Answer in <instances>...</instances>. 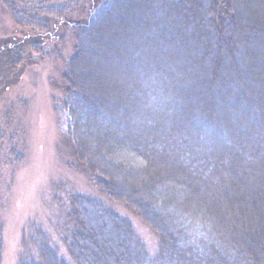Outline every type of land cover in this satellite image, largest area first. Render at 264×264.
I'll return each mask as SVG.
<instances>
[{
    "label": "trees",
    "instance_id": "1",
    "mask_svg": "<svg viewBox=\"0 0 264 264\" xmlns=\"http://www.w3.org/2000/svg\"><path fill=\"white\" fill-rule=\"evenodd\" d=\"M0 7L19 30L0 39V96L37 59H59L72 43L56 86L77 168L103 198L68 189L58 202L56 233L71 264H264V223L262 231L257 224L264 53L245 36L264 41V0H0ZM115 33L128 77L111 86L119 96L112 103L103 80L94 91L90 78L91 60L113 48ZM149 173L142 191L123 183ZM104 200L152 229L153 258ZM23 240L30 248L20 264H69L36 227ZM1 253L0 224V264Z\"/></svg>",
    "mask_w": 264,
    "mask_h": 264
},
{
    "label": "rangeland",
    "instance_id": "2",
    "mask_svg": "<svg viewBox=\"0 0 264 264\" xmlns=\"http://www.w3.org/2000/svg\"><path fill=\"white\" fill-rule=\"evenodd\" d=\"M248 24L249 27L252 25ZM121 30L124 35H128L125 28ZM17 32L19 30L8 12L0 7V39ZM245 36L253 38L256 48L252 50L264 53V41L251 32ZM112 38L115 40L113 48L104 52L103 56L99 55L102 60H91L96 69L90 78L93 81L92 90L96 91V85L103 80L108 98L112 97L113 83L118 84L128 77V72L120 68L122 61L116 50L123 44L121 35L115 33ZM72 51V43L68 41L61 58L53 55L37 59L25 70L19 82L0 96L1 264H20L21 257L30 248L23 239L31 236L33 227H36L37 232L41 230L45 233L59 257L71 264L72 260L56 233L55 219L60 210L58 202L66 197L68 189L103 198L93 191L85 174L77 168L67 140L66 118L61 106L63 93L56 84L61 80L65 61ZM237 55L239 58V53ZM2 71L7 72L9 69L4 67ZM248 74H245V85L253 80ZM262 79L258 78L257 82ZM254 96L251 92L244 97L253 99ZM116 99H119L118 94L112 97L111 102L114 103ZM230 111L234 112L232 109ZM151 178L152 173L137 183L130 182L125 176L122 179H125L123 183L127 188L142 191L144 181ZM141 199L146 202L149 200L143 196ZM103 203L120 217L129 220L136 238L149 258H153L158 253V238L152 229L122 205L107 200ZM263 216L257 217L260 230L264 223ZM247 232L248 237L254 234L253 230Z\"/></svg>",
    "mask_w": 264,
    "mask_h": 264
}]
</instances>
